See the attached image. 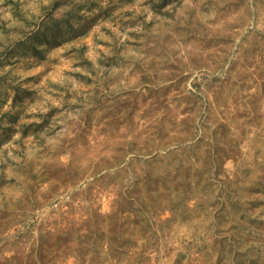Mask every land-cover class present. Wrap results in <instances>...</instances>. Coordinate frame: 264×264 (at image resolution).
<instances>
[{
	"label": "clouds",
	"instance_id": "obj_1",
	"mask_svg": "<svg viewBox=\"0 0 264 264\" xmlns=\"http://www.w3.org/2000/svg\"><path fill=\"white\" fill-rule=\"evenodd\" d=\"M110 3L0 0V58L27 53L0 67V117L19 113L0 123V264H217L221 236L223 264H264L227 194L264 176V0H133L89 24Z\"/></svg>",
	"mask_w": 264,
	"mask_h": 264
},
{
	"label": "rangeland",
	"instance_id": "obj_2",
	"mask_svg": "<svg viewBox=\"0 0 264 264\" xmlns=\"http://www.w3.org/2000/svg\"><path fill=\"white\" fill-rule=\"evenodd\" d=\"M11 2V0H9ZM133 0H111L110 6L106 9H101L100 12L92 17V19L89 21L90 23H94L97 19L100 18H107L111 15V13L118 7L123 6L124 4L132 3ZM148 3L151 4L153 9L156 12H160L161 8H163L164 4L170 3L171 0H163V3H159L158 0H147ZM86 6L91 9L97 7V0H85ZM85 5H81L83 7ZM233 4L226 5V7H232ZM88 25H83L79 30L77 31H86ZM197 31V29L193 28L190 30L189 39L193 38V34ZM59 35V33H57ZM36 39L40 42H46L49 43L50 46L54 45L58 41L53 37V39L49 40L47 35H38ZM200 42L206 46L212 45L215 43L214 40L208 39L206 36L200 37ZM21 55V54H27L25 51L21 49L14 50V52H9L6 54H3V57L0 58V67H3L6 64L12 63V55ZM116 63L115 60L109 59L106 62V66H111V64ZM31 79H38L36 78H29ZM6 78L0 77V94L5 95L6 93L2 92V85L5 82ZM32 93L28 92L27 90H24L23 92L19 89H17V97L14 99L13 104L15 105L17 102L22 101L24 96H31ZM99 104H103V101H98ZM137 103V100L135 98L127 99L118 101L117 105L115 106V111H119L122 108H127L129 106L134 107ZM19 113L11 114V113H5L3 117H0V123H2L5 119L10 124H14L16 120L18 119ZM14 129L11 127L8 128H0V143H3L8 138H10V134ZM220 150H217L216 154V160L219 161ZM53 175H57V172H53ZM236 193L241 199H243V203L240 202V200H233L232 195L233 193ZM228 194V201L231 205V210L233 213H241L240 219L244 221V225L242 226H236L233 225V228L236 229V231L239 232H245L246 236L245 238H252L257 240H264V219L261 218V216H264V212L260 214V216H250L248 213L250 211H254L258 208L264 207V199H261L259 197H264V176H260L256 178L255 180H252L249 184L246 186L240 188L239 190L232 189L231 185L228 186L227 189ZM10 215L8 209L6 207H0V229H3L7 226V217ZM217 218V229L216 232L219 233L221 231L219 225L223 224L227 220V215L224 214V206H221V209L219 212L216 213ZM187 217L181 215V220H186ZM49 242L47 240L41 241L42 245V254H43V246L45 244H48ZM232 243V240L229 239V237L221 236L218 238L213 239V247L216 246L219 247L220 255L217 259V264H223L225 260V250L230 249V245ZM49 246H51L49 244ZM183 259V254L180 255V257L177 259L176 264H180V260ZM238 264H244V262L241 260L238 262ZM253 264H256V262H253Z\"/></svg>",
	"mask_w": 264,
	"mask_h": 264
}]
</instances>
